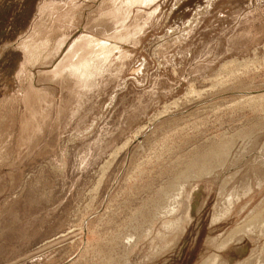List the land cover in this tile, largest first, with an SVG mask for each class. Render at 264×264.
Instances as JSON below:
<instances>
[{
	"label": "rangeland",
	"instance_id": "374dc122",
	"mask_svg": "<svg viewBox=\"0 0 264 264\" xmlns=\"http://www.w3.org/2000/svg\"><path fill=\"white\" fill-rule=\"evenodd\" d=\"M206 263L264 264V0H0V264Z\"/></svg>",
	"mask_w": 264,
	"mask_h": 264
},
{
	"label": "bare ground",
	"instance_id": "6f19581e",
	"mask_svg": "<svg viewBox=\"0 0 264 264\" xmlns=\"http://www.w3.org/2000/svg\"><path fill=\"white\" fill-rule=\"evenodd\" d=\"M131 2H132V0H130ZM135 1H137V0H135ZM247 226V225H246ZM207 264V263H206Z\"/></svg>",
	"mask_w": 264,
	"mask_h": 264
}]
</instances>
